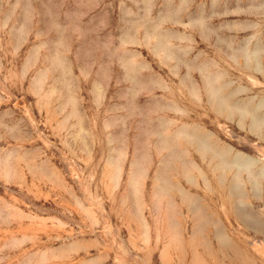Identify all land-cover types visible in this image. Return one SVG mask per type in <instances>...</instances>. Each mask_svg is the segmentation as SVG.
I'll return each mask as SVG.
<instances>
[{"label": "rangeland", "instance_id": "obj_1", "mask_svg": "<svg viewBox=\"0 0 264 264\" xmlns=\"http://www.w3.org/2000/svg\"><path fill=\"white\" fill-rule=\"evenodd\" d=\"M0 264H264V0H0Z\"/></svg>", "mask_w": 264, "mask_h": 264}]
</instances>
